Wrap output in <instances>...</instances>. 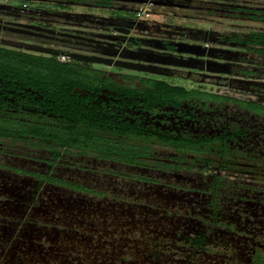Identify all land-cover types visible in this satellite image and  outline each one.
Instances as JSON below:
<instances>
[{
    "label": "flooded vegetation",
    "instance_id": "obj_1",
    "mask_svg": "<svg viewBox=\"0 0 264 264\" xmlns=\"http://www.w3.org/2000/svg\"><path fill=\"white\" fill-rule=\"evenodd\" d=\"M223 21L264 23V0H0L1 49L106 58L32 52L98 80L71 93L80 109L130 110L6 124L0 264H264V33L228 37ZM146 61L170 76L117 69ZM157 83L187 94L149 98Z\"/></svg>",
    "mask_w": 264,
    "mask_h": 264
},
{
    "label": "trees",
    "instance_id": "obj_2",
    "mask_svg": "<svg viewBox=\"0 0 264 264\" xmlns=\"http://www.w3.org/2000/svg\"><path fill=\"white\" fill-rule=\"evenodd\" d=\"M260 40L262 35H257ZM263 54V53H261ZM98 80L78 70L69 64L55 59L43 58L24 51L15 52L0 48V106L9 110H22L15 117L5 115V120H36L41 114L55 115L58 118H68L79 121L88 118L93 120H108L117 116L121 121L130 116L127 108L94 109L86 111L80 109L81 105L92 102L83 101L74 97L75 89L84 93L89 87H94ZM125 90V89H124ZM71 93L73 95H71ZM80 93V94H81ZM186 95L185 89L172 87L166 83H157L148 90L149 98L167 95ZM74 98V99H72ZM33 114V117L32 115ZM86 117H84V116ZM20 118V119H19ZM50 120V119H49ZM93 133L94 127H87ZM78 128H74L73 136H78ZM125 133L126 131L123 130ZM29 135L40 136L39 131L30 132Z\"/></svg>",
    "mask_w": 264,
    "mask_h": 264
},
{
    "label": "water",
    "instance_id": "obj_3",
    "mask_svg": "<svg viewBox=\"0 0 264 264\" xmlns=\"http://www.w3.org/2000/svg\"><path fill=\"white\" fill-rule=\"evenodd\" d=\"M17 27H19L20 32L22 33H27L26 30H36V31H41V32H46L48 34H54V31L51 30H47V29H43V28H39L37 26H31V25H25V24H15ZM119 32V31H118ZM28 34V33H27ZM23 50H28L31 52H35L38 54H44V55H49V56H56V57H60V56H65L68 57L72 60H80V61H86V62H93L95 64H104V65H109L110 61H108V59L106 58H97V57H88L86 55H82L79 53H70V52H60V51H53L51 49H47V48H39V47H35V48H25V47H20ZM188 53H190V51H187ZM111 65V64H110ZM128 64H126L124 67H118V70H135V71H139V72H145L148 74H156V75H162V76H170V74H168L167 72L169 71V69L167 67H158L159 65L162 66H170L172 65V63H167V62H162V61H146V64H140L141 68L135 67L133 68L132 65L130 64L129 66H127ZM137 65V64H136ZM180 66V65H179ZM182 67H186V68H190V65H182Z\"/></svg>",
    "mask_w": 264,
    "mask_h": 264
},
{
    "label": "rangeland",
    "instance_id": "obj_4",
    "mask_svg": "<svg viewBox=\"0 0 264 264\" xmlns=\"http://www.w3.org/2000/svg\"><path fill=\"white\" fill-rule=\"evenodd\" d=\"M256 1H258V0H256ZM32 7H33L32 4L28 2V8L31 9ZM162 18H164V16ZM162 18H157V19H162ZM160 21H162V20H160ZM173 23H175V24H190V26H192L194 28H199L200 27V24L196 23V22H189V21L184 22L183 18L181 16V13H180V17L175 19V21ZM220 23L221 24L217 28H219L221 31H225L224 33L228 34V37H232V35L245 36L248 33L251 34L253 32H261V31L264 33V23H262V22L261 23H256V22H249V21H245V22H232V21L225 22V21H223V22H220ZM235 23H238V25H240L241 27L232 26ZM229 30H232V31L235 30V31L228 32ZM237 30H238V32H237ZM38 46H41V45L39 44ZM49 48L55 49L57 47L53 46V47H49ZM23 51H25V50H23ZM72 51L73 50H69V52H72ZM95 68L105 69V67L100 66V65L95 66ZM121 71L122 72H128V70H125V69H122ZM171 81L173 83H175V84L180 85V86H183V87L186 86L187 88L192 86V84H189L187 81L182 80V79H176V80H171ZM10 121L11 120H5L4 118L0 117V132H5L6 133V131H8L10 129L8 127V125H6L7 123H10ZM45 132H48L50 135H54L55 133H57V130H55L53 132H49V131H45Z\"/></svg>",
    "mask_w": 264,
    "mask_h": 264
},
{
    "label": "built area",
    "instance_id": "obj_5",
    "mask_svg": "<svg viewBox=\"0 0 264 264\" xmlns=\"http://www.w3.org/2000/svg\"><path fill=\"white\" fill-rule=\"evenodd\" d=\"M58 58H59L60 61H64L67 57H65V56H60V57H58Z\"/></svg>",
    "mask_w": 264,
    "mask_h": 264
}]
</instances>
